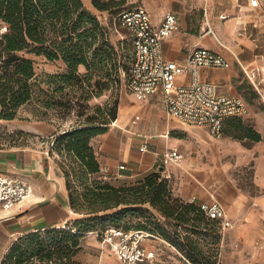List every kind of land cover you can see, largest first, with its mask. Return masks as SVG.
<instances>
[{"label": "trees", "instance_id": "16d2710c", "mask_svg": "<svg viewBox=\"0 0 264 264\" xmlns=\"http://www.w3.org/2000/svg\"><path fill=\"white\" fill-rule=\"evenodd\" d=\"M92 3L99 10L115 6L111 0ZM125 9L114 15L115 25L122 26L119 16ZM39 56L62 60L65 70L39 72ZM133 56L131 38L128 42L114 41L112 24L104 23L83 0H0V118L17 117L25 105L40 119L76 114L70 126L58 124L52 132L50 152L63 158L59 166L66 178L69 203L81 215L63 226L20 236L1 264H21L36 256L54 264H77L73 256L81 248V237L108 226L148 229L198 264H215L199 259L197 241L178 229L181 223L205 218L222 233L219 222L208 217L197 203L174 198L167 179L156 171L120 184L112 183V178H105L101 172L93 139L107 132L118 117L120 100L114 93L123 79L129 78ZM68 86L71 93L65 91ZM106 91H111V96L105 103L91 105L92 97ZM91 108L94 113H88ZM222 131L239 140L261 139L260 132L242 116L226 118ZM147 202L165 217L175 219V229L147 215L143 208ZM129 211H140L148 221L137 227L123 224ZM103 212L105 223L92 228L93 220Z\"/></svg>", "mask_w": 264, "mask_h": 264}, {"label": "crops", "instance_id": "0c3cea01", "mask_svg": "<svg viewBox=\"0 0 264 264\" xmlns=\"http://www.w3.org/2000/svg\"><path fill=\"white\" fill-rule=\"evenodd\" d=\"M215 1L207 0L206 4L208 6L211 2L212 6ZM225 5L231 14L220 10L222 14L211 23L214 33H204L198 38L190 36L188 41H183L182 38L172 37L174 32L163 40V50L166 58L182 62L193 47L202 46L222 53L231 62L227 67L202 66L201 78L217 84L219 93L240 95L246 100L248 112L244 120L260 132L261 139L251 142L236 139L235 144L239 146L237 162L253 165L254 182L259 190L252 194L241 189L225 175L224 167L197 169L192 171L193 175L186 173L180 190L189 199L195 195L198 201L218 200L222 204L234 220V225L224 233V239L226 237L231 246L241 247L242 243L256 242L263 248L264 3L255 7L250 0L244 3L232 0L226 1ZM162 18L158 20L152 17V20L159 24ZM257 69L262 73L258 74L254 84L247 72L252 73ZM190 80V74H184L178 76L177 83H189ZM132 100L122 97L118 117L110 129L93 139L100 163L109 166L112 178H117L116 174L119 173L130 177L153 168H176L180 161H163L165 153L173 148L178 149L181 143L182 137L173 134L176 130L197 127L198 131L214 138L225 135L223 131L213 135L206 125L189 124L168 116L160 92L146 100ZM222 143L226 147L234 145L228 136L222 139ZM122 164L125 167L121 169ZM0 173L23 178L32 187L29 197L0 217V264L20 236L38 229L63 226L81 216L70 206L66 178L49 149H0ZM90 234H95L103 246L96 233Z\"/></svg>", "mask_w": 264, "mask_h": 264}, {"label": "rangeland", "instance_id": "374dc122", "mask_svg": "<svg viewBox=\"0 0 264 264\" xmlns=\"http://www.w3.org/2000/svg\"><path fill=\"white\" fill-rule=\"evenodd\" d=\"M85 5L93 11L98 17L113 27L114 41H129V33L125 27L114 24V15L117 11L123 8L135 7L139 5L145 6L151 13L154 19L160 20L162 16L169 12L174 11L179 16V27L172 37L182 38L183 41H188L191 36L200 37L205 33L207 16L213 24L216 16L224 11L231 14L230 9L224 4L232 2V0H216L212 6L207 10V0H111L115 5L108 10H99L96 8L92 0H83ZM241 3L246 0H240ZM226 15V14H223ZM217 19V18H216ZM38 71H48L51 73L61 72L65 70V64L62 60H48L44 56H39L37 59ZM81 71L84 70L82 66ZM94 81V80H93ZM87 88H93V86ZM86 88V89H87ZM65 91L70 92V87H66ZM71 93V92H70ZM80 95V94H78ZM115 97L121 100L122 97L133 99L134 95L128 87V78H124L121 86L117 90ZM111 96V91H106L101 96L92 97L89 102L91 105L96 103H105ZM114 100V99H112ZM113 102V101H112ZM120 104V102H119ZM88 113H94V109L88 110ZM76 114L70 113L66 117L57 119L55 116L52 118L40 119L35 116L28 105L20 108L19 114L13 119L0 118V149H16V148H44L51 149L53 145L52 132L56 129L58 124L67 127L74 122ZM113 121L109 125L112 126ZM199 128L192 127L188 130H176L173 134L182 137L181 143L178 146L182 152V161L176 168H153L148 172L135 175V176H118L112 178L111 182L120 184L127 181H136L138 178L145 177L151 172H158L162 178H166L172 190L173 197L179 198L182 201H189V197L182 194L180 186L183 184L185 174L193 175L192 171L197 169H219L224 167L225 175H228L238 187L248 191L252 194L258 192L259 188L254 182V167L252 164L241 165L237 162V151L239 146L235 144L236 139L228 135L214 138L203 131H198ZM228 136L233 140V146L226 147L222 143V139ZM251 142L250 140H248ZM51 153V152H50ZM56 162L61 163L63 160L57 152L52 154ZM192 177V176H191ZM145 213L163 221L171 230L175 229L174 223L176 220L173 218L165 217L160 211L153 207L149 202L143 204ZM93 220L94 227L102 226L105 222L106 216L103 213ZM104 215V216H103ZM194 215V213H191ZM148 221L145 216L140 215V211H129L124 216L122 223L137 227L143 225ZM193 223L196 226L192 225ZM178 229L182 234H187L191 239L197 241L199 251L197 257L199 259H206L215 264H264V247L260 248L256 242L245 244L242 243L241 247L231 246L228 239H224V233H220L218 229L207 221V219H197L188 223H181ZM150 249H157L158 241L151 240L146 243ZM163 246V243H160ZM166 252H171L167 246H163ZM73 261L77 264H120L117 258L109 252L108 249L100 245L95 234H88L81 237V248L73 256ZM17 264V263H16ZM21 264H54V262H46L39 259V257H31L29 260Z\"/></svg>", "mask_w": 264, "mask_h": 264}, {"label": "built area", "instance_id": "2783aa9c", "mask_svg": "<svg viewBox=\"0 0 264 264\" xmlns=\"http://www.w3.org/2000/svg\"><path fill=\"white\" fill-rule=\"evenodd\" d=\"M250 2L256 7L264 3V0ZM119 21L127 28L133 44L134 56L128 87L136 99L146 100L160 92L168 116L189 124L206 125L213 135L222 133L226 118L244 117L247 114L248 105L242 96L219 93L217 84L201 78L202 66H230L231 62L222 53L196 46L182 62L166 58L163 40L178 29V16L175 12L166 13L161 22L155 24L150 11L139 5L123 10ZM3 29H6V26ZM204 30L205 33H214L208 17ZM260 73L262 70L258 69L252 73L247 72L254 84ZM184 74H190V82L177 83L178 76ZM182 157V152L173 148L165 153L163 161H180ZM124 167V164L120 165L121 169ZM101 172L105 178L113 177L107 165H101ZM31 192L32 187L25 179L0 173V217L29 197ZM190 201L197 203L208 217L216 219L222 233L234 225V220L218 200L198 201L194 195ZM90 233H96L101 244L108 248L121 264H198L163 236L148 229L108 226L100 232ZM151 240L158 241L157 249L146 246ZM160 243L167 246L171 252L166 253Z\"/></svg>", "mask_w": 264, "mask_h": 264}]
</instances>
